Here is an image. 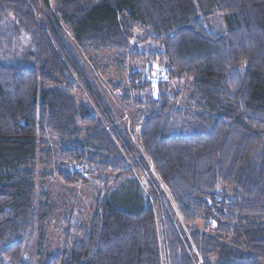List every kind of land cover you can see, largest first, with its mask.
I'll list each match as a JSON object with an SVG mask.
<instances>
[{"label": "trees", "instance_id": "obj_1", "mask_svg": "<svg viewBox=\"0 0 264 264\" xmlns=\"http://www.w3.org/2000/svg\"><path fill=\"white\" fill-rule=\"evenodd\" d=\"M7 12L34 50L0 61V264H27L44 234L42 178L130 192L106 186L44 264H264V0H0V27ZM61 25L138 66L101 88ZM108 86L138 129L118 122Z\"/></svg>", "mask_w": 264, "mask_h": 264}, {"label": "rangeland", "instance_id": "obj_2", "mask_svg": "<svg viewBox=\"0 0 264 264\" xmlns=\"http://www.w3.org/2000/svg\"><path fill=\"white\" fill-rule=\"evenodd\" d=\"M46 13L47 12H44V14ZM38 17L40 19L42 18L40 15ZM204 20L209 23V27L213 32H221L225 27L224 19L219 13L208 15ZM60 33L63 37H65L67 42H70L72 45L71 47L74 48L77 55L87 66V70L89 71L91 77L101 88L105 87L103 84L106 85L109 80H124L128 76L129 70L138 66V63L135 61H125L124 65H121L119 64L120 57L114 55V61L112 60L111 62L110 59L108 60L111 53L105 50L80 48L74 42L69 29L64 25H61ZM141 47L146 48L147 45L141 44ZM29 50H34L30 35L20 26V22L14 19L11 12H7L3 17L0 27V61L6 64H29L31 60L26 54ZM88 66H92V68H89ZM75 82L77 81L75 80ZM184 85V79L173 82V88L175 90L184 87ZM106 91L107 92L104 94L108 98L110 104L114 107L118 116V122L126 125L127 128H132L133 125H135L136 129H138L139 125L135 122L134 111L132 108L123 106L119 99V93L111 89L110 86L106 88ZM73 92L79 99L87 97L86 92L78 82L75 84ZM47 159H49V157L43 158L44 161ZM40 162L41 159L38 158L39 170H44L45 167L47 169L50 168V166L46 164L42 165ZM155 178L170 203L167 190H165L162 183L156 176ZM126 182L127 181H122L121 183H101L92 179L91 183H88L87 185L84 184L74 187H65L64 184L56 179H39L37 183L43 184V188L46 190L49 197V216L46 221L45 231L42 237H34L31 241H29L28 251L31 256L28 257L25 262L27 264H44L43 261L46 260L47 255L54 256L60 252L65 245V230L68 225H77L86 223L87 221L89 222L92 215L94 203L93 198L99 194H104L106 186H109L108 195H111L112 193L116 194L117 192L118 197H122L124 200L127 199L128 193L130 192L124 189L127 185ZM142 186L144 188L143 190L147 189L145 183H143ZM131 194L132 196L130 199L135 200L134 195L136 193L131 192ZM145 194L146 196L148 195L146 191ZM182 226L184 227V225Z\"/></svg>", "mask_w": 264, "mask_h": 264}]
</instances>
